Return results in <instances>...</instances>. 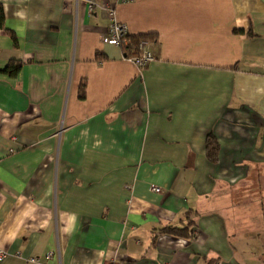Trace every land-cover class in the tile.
<instances>
[{
  "label": "crops",
  "instance_id": "0c3cea01",
  "mask_svg": "<svg viewBox=\"0 0 264 264\" xmlns=\"http://www.w3.org/2000/svg\"><path fill=\"white\" fill-rule=\"evenodd\" d=\"M0 6V264H264V0Z\"/></svg>",
  "mask_w": 264,
  "mask_h": 264
},
{
  "label": "built area",
  "instance_id": "2783aa9c",
  "mask_svg": "<svg viewBox=\"0 0 264 264\" xmlns=\"http://www.w3.org/2000/svg\"><path fill=\"white\" fill-rule=\"evenodd\" d=\"M90 8H92V5H90ZM108 16L110 19V25L107 33L101 36V41L105 44L117 47L125 45L128 41L127 36H129L126 28L118 22L116 12L113 8L108 9ZM127 60L133 62L139 69H143L155 60V56L151 52L149 44L142 42L139 45L138 56L135 58H128ZM150 190L156 194H160L162 192V188L155 185H150ZM51 255L52 254L47 255L46 260H48ZM5 256V252L0 251V260H2ZM29 262L40 264V260L38 258H30Z\"/></svg>",
  "mask_w": 264,
  "mask_h": 264
},
{
  "label": "trees",
  "instance_id": "16d2710c",
  "mask_svg": "<svg viewBox=\"0 0 264 264\" xmlns=\"http://www.w3.org/2000/svg\"><path fill=\"white\" fill-rule=\"evenodd\" d=\"M4 24V14L2 7L0 6V28H3ZM237 34L243 33L241 30H235L234 31ZM156 39L155 35H140L135 38H130V36H127V43L123 46H120L122 48L124 58H135L139 54V45L142 42H146L147 44L150 45L151 42H154ZM11 66H8L5 70H10ZM206 152L207 156L211 161H216L217 159V145L215 144L214 140L212 141L211 139H208L207 141V147H206ZM187 226L184 228H178V227H173V226H166L161 228L159 231L161 233H166L175 237H180V238H186L191 235L190 227L194 226L193 222H188L187 221Z\"/></svg>",
  "mask_w": 264,
  "mask_h": 264
}]
</instances>
